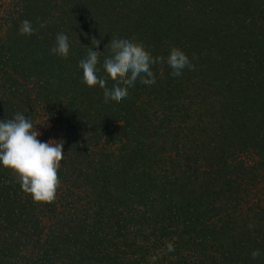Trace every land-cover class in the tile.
Segmentation results:
<instances>
[{
  "label": "trees",
  "instance_id": "trees-1",
  "mask_svg": "<svg viewBox=\"0 0 264 264\" xmlns=\"http://www.w3.org/2000/svg\"><path fill=\"white\" fill-rule=\"evenodd\" d=\"M113 38L165 58L118 104L79 68L100 51L107 79ZM172 47L195 70L172 76ZM17 112L64 158L49 204L0 166V264H264V0H0V120Z\"/></svg>",
  "mask_w": 264,
  "mask_h": 264
},
{
  "label": "clouds",
  "instance_id": "clouds-1",
  "mask_svg": "<svg viewBox=\"0 0 264 264\" xmlns=\"http://www.w3.org/2000/svg\"><path fill=\"white\" fill-rule=\"evenodd\" d=\"M46 26L40 23L38 28L25 19L19 27V34L31 36L39 28ZM99 40H92V46H98ZM110 54L103 61V71L107 79L97 75L100 69V51L89 48L87 57L80 60L83 83L93 88L99 86L103 90L104 102L120 103L128 96V89L139 80L145 85L156 82L152 65L164 63V57H153L145 50L143 44L133 39L113 38L108 45ZM70 50L68 37L58 33L55 45L50 49L51 54L67 58ZM171 68V75L179 77L184 69L195 70L189 57L179 48L172 47L166 59ZM113 82L111 88L107 87V80ZM41 133L36 130L31 119L17 112L12 119L0 120V166L10 171L20 184L21 190L29 194L34 203L49 204L56 200L57 190L61 181L59 169L64 158L63 144L55 140L41 142L37 139ZM252 227V225H249ZM253 260L260 257V250H253Z\"/></svg>",
  "mask_w": 264,
  "mask_h": 264
},
{
  "label": "rangeland",
  "instance_id": "rangeland-1",
  "mask_svg": "<svg viewBox=\"0 0 264 264\" xmlns=\"http://www.w3.org/2000/svg\"><path fill=\"white\" fill-rule=\"evenodd\" d=\"M36 130L41 133V135L37 137L41 142H48L49 140L59 142V135L56 134L51 124L40 123V125L36 126Z\"/></svg>",
  "mask_w": 264,
  "mask_h": 264
}]
</instances>
